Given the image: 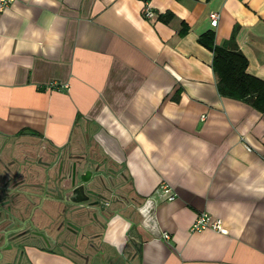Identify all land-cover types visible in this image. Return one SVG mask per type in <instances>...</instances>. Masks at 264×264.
Instances as JSON below:
<instances>
[{"label": "crops", "instance_id": "obj_1", "mask_svg": "<svg viewBox=\"0 0 264 264\" xmlns=\"http://www.w3.org/2000/svg\"><path fill=\"white\" fill-rule=\"evenodd\" d=\"M207 32L217 45L234 35L264 80V0H16L0 12V185L23 166L30 196L0 217L4 264H264V115L220 94ZM59 158L65 175L76 163L90 177L89 201L53 200ZM163 182L174 200L156 194ZM37 203L65 207L75 236L24 253ZM202 212L222 229L192 232Z\"/></svg>", "mask_w": 264, "mask_h": 264}, {"label": "trees", "instance_id": "obj_2", "mask_svg": "<svg viewBox=\"0 0 264 264\" xmlns=\"http://www.w3.org/2000/svg\"><path fill=\"white\" fill-rule=\"evenodd\" d=\"M235 39L233 35L228 44L217 45L214 32H207L200 37V42L214 53L213 68L218 76L220 94L248 102L264 115V80L248 72L247 57L231 45Z\"/></svg>", "mask_w": 264, "mask_h": 264}, {"label": "water", "instance_id": "obj_3", "mask_svg": "<svg viewBox=\"0 0 264 264\" xmlns=\"http://www.w3.org/2000/svg\"><path fill=\"white\" fill-rule=\"evenodd\" d=\"M46 159V158H45ZM44 159V160H45ZM37 165L42 167H47L45 170V176L48 178V166L50 167L51 163L47 162H38ZM54 165V163H53ZM52 165V166H53ZM36 170L37 177L40 176L41 170ZM23 166H18L17 170H13L10 167H6L3 172L6 175L5 178L7 180H4L2 185H0V217L2 214L5 216V218H10L13 214L14 207L17 206V211H23L24 209V203L17 202L13 196H18L21 194V197H30L26 191H21L22 184H25V180L17 181V176L20 174L19 171L22 170ZM64 168H65V160L59 163L58 167V175L56 177V180L59 183V186H61L63 189H60L58 187L56 193L57 197H54L53 200L59 203H84L85 201H89L90 196L86 194V185L89 181V178L85 176V174H81V169H78L77 164H73L72 170L65 175L64 174ZM18 172V173H17ZM87 174V173H86ZM37 187H43L42 183H37ZM84 194L85 198H80V194ZM88 193H94L92 190H89ZM66 194V195H65ZM99 201H94L90 206L85 205L84 207H97ZM17 204V205H16ZM19 205V206H18ZM80 208V207H79ZM98 208V207H97ZM67 211L65 207L62 209V213L65 214ZM2 223V222H1ZM0 223V225H1ZM7 229H11V227H7ZM4 230V227H3ZM3 230L0 232L2 233ZM10 232V231H9ZM4 234H6L4 232Z\"/></svg>", "mask_w": 264, "mask_h": 264}, {"label": "rangeland", "instance_id": "obj_4", "mask_svg": "<svg viewBox=\"0 0 264 264\" xmlns=\"http://www.w3.org/2000/svg\"><path fill=\"white\" fill-rule=\"evenodd\" d=\"M40 148L41 149H37V153L44 156L45 150H43L42 146ZM47 210L46 207L41 208L39 203H37V206L33 208L31 214H28L21 220L22 226L24 229H27L26 231L29 234L19 240L16 243L17 246L28 251L32 244H37V246L47 245L48 243H45L44 240L45 237L51 242V246L63 245L67 242L68 238L70 239V237L73 238L75 236L68 231V222L71 219L70 216L62 213L51 215ZM33 230L38 232L37 236L32 232ZM29 235H32V237ZM35 239H37V243L33 242ZM71 240L74 241V239ZM55 246L53 248H55ZM4 263H6L5 260Z\"/></svg>", "mask_w": 264, "mask_h": 264}, {"label": "built area", "instance_id": "obj_5", "mask_svg": "<svg viewBox=\"0 0 264 264\" xmlns=\"http://www.w3.org/2000/svg\"><path fill=\"white\" fill-rule=\"evenodd\" d=\"M16 0H0V12L9 9ZM145 15L147 17H152L154 12L149 5L145 7ZM212 26H217L220 20V13L212 12L211 15ZM156 194L160 197H165L167 200L172 201L176 198V193L174 189L166 182L161 183L157 189ZM223 227V220L221 218L213 217L207 212H202L199 214L192 224L190 230L192 232H201L206 229H213L215 231H220ZM165 238H169V234L165 233Z\"/></svg>", "mask_w": 264, "mask_h": 264}, {"label": "flooded vegetation", "instance_id": "obj_6", "mask_svg": "<svg viewBox=\"0 0 264 264\" xmlns=\"http://www.w3.org/2000/svg\"><path fill=\"white\" fill-rule=\"evenodd\" d=\"M48 154H50V153H48ZM45 155H46V153H45ZM41 156L39 153H37V163L38 162H45L47 159H49L50 158V156L51 155H48L49 157H46V156ZM44 158H46L45 160H44ZM53 161V160H52ZM62 161H64V159H61V158H59L58 159V163H60V162H62ZM57 163V164H58ZM59 165V164H58ZM68 174V173H67ZM62 213V212H61ZM63 214V213H62ZM8 227V226H7ZM7 227H4V232L5 233H7L8 231H10L11 229H7ZM68 228H69V226H68ZM69 229H72V230H74L75 231V229H73V228H69ZM78 231V230H77ZM82 230H80V232H81ZM4 232L3 233H0L1 235H0V242L2 241V236L3 235H5L4 234ZM34 234H35V236H37V234H38V232L36 231V230H33L32 231ZM9 233V232H8ZM37 243V242H36ZM2 243H0V264H4V260L5 261H7V257L5 256V254L3 253V252H5V251H3V250H7V249H9V248H7V245L5 244V245H1ZM23 249V252L25 253V249L24 248H22Z\"/></svg>", "mask_w": 264, "mask_h": 264}]
</instances>
